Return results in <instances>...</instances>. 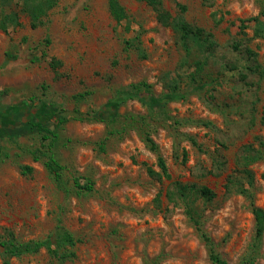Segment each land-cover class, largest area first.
I'll return each instance as SVG.
<instances>
[{
    "label": "rangeland",
    "instance_id": "374dc122",
    "mask_svg": "<svg viewBox=\"0 0 264 264\" xmlns=\"http://www.w3.org/2000/svg\"><path fill=\"white\" fill-rule=\"evenodd\" d=\"M160 1L172 19L212 33L216 47L191 41L189 54L149 0H120L121 25L108 0H60L35 30L20 10L19 26L0 29V240L55 243L68 232L78 241L64 263L43 249L12 264H211L202 234L228 264H264L250 207L264 210V77L253 67L264 69V37L256 36L264 0ZM251 18L258 24L241 35L240 20ZM132 86L147 104H112ZM77 112L106 122L79 121ZM60 118L69 121L60 126ZM35 123L59 136L60 183L44 166L48 143ZM146 133L171 181L150 176L149 168L160 170ZM249 145L262 153L250 167L252 187L240 166ZM174 182L216 194L208 201L193 193L198 226L168 202Z\"/></svg>",
    "mask_w": 264,
    "mask_h": 264
},
{
    "label": "trees",
    "instance_id": "16d2710c",
    "mask_svg": "<svg viewBox=\"0 0 264 264\" xmlns=\"http://www.w3.org/2000/svg\"><path fill=\"white\" fill-rule=\"evenodd\" d=\"M60 0H0V29L4 32H7L10 27L19 26V13H25L30 17L31 20V29L35 30L40 25L43 24V20L48 17L49 13L53 11L58 5ZM150 5L158 13L160 21L164 25L174 26V28L179 32L181 43L185 50L190 54L191 47L190 42L194 41L199 48H215L216 42L214 41L215 37L212 33H207L205 30L193 27L186 23L184 20H174L170 15L163 9L162 3L160 0H149ZM109 11L112 18L116 21L117 24L121 25L124 21L127 20V14L125 8L122 6L120 0H108ZM20 8V9H19ZM20 10V12H19ZM182 12L186 11V8H181ZM174 20V21H173ZM258 18H251L248 20H240V33L245 35V31L248 29L251 23L258 24ZM257 37H264V26L259 24L258 29L256 30ZM49 43V42H48ZM236 51H240L238 46L233 47ZM247 55L249 61H254L257 59V54L252 50H247ZM44 58H47V55L44 54ZM253 66L257 72L264 77V69L257 64ZM51 68L54 71H57L61 66V63L53 59L50 63ZM203 70V68H200ZM195 86H192L189 91H195ZM152 99V98H150ZM138 100L143 104H147V97L144 96L141 90V86H132L129 89L120 91L117 97L113 100L112 104L122 105L128 101ZM163 101V100H161ZM75 119L82 122H106L104 119L100 118L98 113H93L91 115H83L79 112L76 113ZM68 119L60 118L59 125L63 126L68 123ZM32 127L36 128L41 134H43V141L47 142V151L46 158L47 160L44 163L46 170L54 178L57 183L62 181L64 167L57 161L53 150L55 144L58 142L59 136L56 133L45 128L40 123L32 124ZM144 141L149 150L157 154V166L160 170L159 173L154 172L152 169H148L150 176L156 180L162 181L167 180L171 181L172 176L169 172L167 163L165 159L160 155L159 148L155 141L150 137L149 133L145 134ZM190 142L193 147L200 149L199 144L193 138L190 139ZM243 155L241 158L240 166L242 167L243 173L246 175L249 185L252 187L254 182L253 173L250 169L252 165L259 162L262 159V153L255 149L252 145L246 146L243 149ZM186 156V155H185ZM35 162H39L40 158L35 157ZM33 168L24 167L23 174L30 175L33 173ZM76 188L84 190L87 192H92V186L82 187L78 181L75 182ZM198 193L204 199L211 201L216 198V194L208 189L207 187L202 188H191L188 185H184L179 182H174L172 188L167 193V200L170 204L174 206L181 205L184 207L186 215L198 226V212L195 208L196 199L193 196V193ZM240 194L247 195L250 197L248 191L240 190ZM251 212L255 221V238L256 241H260L264 235V210L257 207L254 202L251 201ZM202 239L208 248L209 260L211 264H228L222 256L218 253L217 248L213 240L206 234H202ZM78 241L68 232H64L57 238L55 243L51 239L46 241H33L28 243H19L14 235L11 234L7 240H0V249L3 251V263L12 264V259L21 258L23 256L35 255L38 254L43 249L47 250L48 253L53 256L55 259L59 260L61 263H64L67 260H71L76 257L74 249L76 248ZM242 264H251L250 261L243 262Z\"/></svg>",
    "mask_w": 264,
    "mask_h": 264
}]
</instances>
